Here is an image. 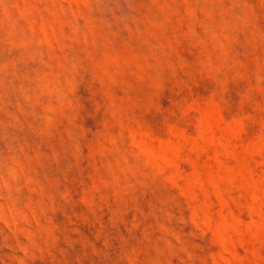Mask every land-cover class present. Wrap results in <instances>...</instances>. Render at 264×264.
<instances>
[{"label": "rangeland", "instance_id": "1", "mask_svg": "<svg viewBox=\"0 0 264 264\" xmlns=\"http://www.w3.org/2000/svg\"><path fill=\"white\" fill-rule=\"evenodd\" d=\"M0 264H264V0H0Z\"/></svg>", "mask_w": 264, "mask_h": 264}]
</instances>
